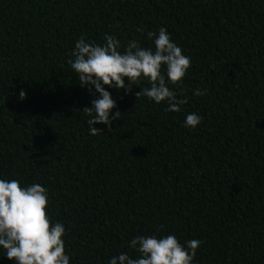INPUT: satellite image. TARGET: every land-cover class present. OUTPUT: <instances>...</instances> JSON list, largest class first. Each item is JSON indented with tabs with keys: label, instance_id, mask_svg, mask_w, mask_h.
Instances as JSON below:
<instances>
[{
	"label": "trees",
	"instance_id": "1",
	"mask_svg": "<svg viewBox=\"0 0 264 264\" xmlns=\"http://www.w3.org/2000/svg\"><path fill=\"white\" fill-rule=\"evenodd\" d=\"M160 27L191 59L168 85L186 103L105 86L121 113L90 135L74 40L153 47ZM0 178L48 189L70 264L135 258L127 242L152 234L199 239L193 264H264V0H0Z\"/></svg>",
	"mask_w": 264,
	"mask_h": 264
},
{
	"label": "clouds",
	"instance_id": "2",
	"mask_svg": "<svg viewBox=\"0 0 264 264\" xmlns=\"http://www.w3.org/2000/svg\"><path fill=\"white\" fill-rule=\"evenodd\" d=\"M147 36L154 37L153 47H143L137 40H128L122 46L109 33L103 35L102 43L88 41L84 35L74 40L66 63L76 74L79 86L94 97L90 106L80 110L87 116L90 135L102 133L94 127L96 124L110 130L112 121L121 113L113 111L117 101L107 89L123 90L127 95L131 86H138L135 97H146L155 104L163 101L170 112H179L186 103V98H178L168 85L183 83L190 57L182 53L164 27L155 33L148 32ZM141 82L148 86L139 87ZM206 92V88L193 89L192 95L204 96ZM24 95L22 90L19 97ZM201 121L199 114L189 112L183 126L194 130ZM48 203V189L41 184L21 186L16 179L0 178V257L11 264H70L64 250L65 226L51 220L46 212ZM200 243L199 239H190L182 245L173 234L136 235L127 244L138 255L133 258L121 251L110 256L107 264H193Z\"/></svg>",
	"mask_w": 264,
	"mask_h": 264
}]
</instances>
